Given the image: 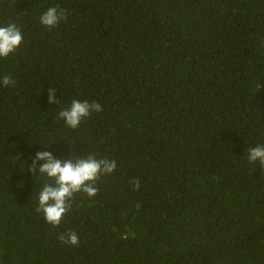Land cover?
<instances>
[{"label": "trees", "instance_id": "obj_1", "mask_svg": "<svg viewBox=\"0 0 264 264\" xmlns=\"http://www.w3.org/2000/svg\"><path fill=\"white\" fill-rule=\"evenodd\" d=\"M9 21L23 42L0 58L15 81L0 83V264H264V168L246 155L264 144V0H0ZM73 99L103 110L69 128ZM44 150L117 164L55 228L35 212Z\"/></svg>", "mask_w": 264, "mask_h": 264}, {"label": "clouds", "instance_id": "obj_2", "mask_svg": "<svg viewBox=\"0 0 264 264\" xmlns=\"http://www.w3.org/2000/svg\"><path fill=\"white\" fill-rule=\"evenodd\" d=\"M67 19L66 10L49 7L40 16L42 26L50 30L56 27L62 20ZM23 42L21 28L13 21L6 26H0V58H7L15 53ZM4 87L14 85L15 81L10 75L0 78ZM55 87L48 90V103L58 104ZM102 106L96 101L73 99L70 105L58 113V119H62L69 128H77L82 120L88 118L93 112H101ZM47 148V146H45ZM247 160L252 164H259L264 168V144L247 149ZM43 161V163H40ZM115 160L109 158H97L96 154L86 156L70 155L68 159L61 160L51 151L44 150L36 153L32 159L30 171L39 173L42 186L36 192L38 206L35 212L42 216L47 224L58 227L63 217L72 209V201L77 193L86 194L89 198L95 197L99 189L96 181L102 175H108L116 170ZM135 190H139L140 181H131ZM59 239L68 245L79 244V236L75 231L62 233Z\"/></svg>", "mask_w": 264, "mask_h": 264}]
</instances>
